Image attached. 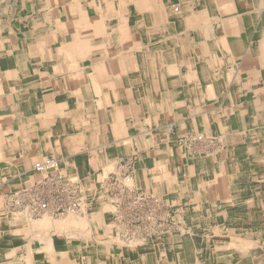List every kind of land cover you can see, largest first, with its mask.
Wrapping results in <instances>:
<instances>
[{"label": "crops", "instance_id": "0c3cea01", "mask_svg": "<svg viewBox=\"0 0 264 264\" xmlns=\"http://www.w3.org/2000/svg\"><path fill=\"white\" fill-rule=\"evenodd\" d=\"M48 156L86 175L137 157L175 215L151 246L167 264L185 238L202 259L220 229L264 239V0H0V264L31 242L6 195Z\"/></svg>", "mask_w": 264, "mask_h": 264}, {"label": "bare ground", "instance_id": "6f19581e", "mask_svg": "<svg viewBox=\"0 0 264 264\" xmlns=\"http://www.w3.org/2000/svg\"><path fill=\"white\" fill-rule=\"evenodd\" d=\"M97 132L99 131L97 130ZM74 135L76 136L77 134ZM93 142L94 141H91V144ZM54 159L64 172L68 170L65 165L66 162L64 163L60 158L54 157ZM81 162L83 164L86 162L84 165H94L96 158L93 159L92 157L86 156V159ZM116 162V159L108 157L104 163V168L100 171L95 169L90 175L81 172V164H78L79 166L73 171L71 178L81 184L83 197L82 205L79 210H70L60 219H55L52 216L53 214L51 215L49 211L35 213L37 216H40V218H34L36 215L29 209L24 210L20 214H15V221L18 226L14 230L17 236L16 245L20 247L22 241L29 238H31V242H28V249H26V251L25 249L16 248L14 251L7 253V256L17 261L18 258L24 259L26 258L25 255H27V261L31 264H167V262L170 261L169 259H171L170 254H164L163 258H159L154 255V253H151L155 250L152 249L153 247L148 249V252H143L141 250L142 247L140 243L142 240L139 239L140 236L138 237L132 234V236L135 237L129 239H127L125 235L121 237L120 226L118 223L116 224L114 220L112 222L110 217H112L113 212H116L117 206H114L111 202L113 197L108 191L106 193L100 181L105 178L108 172L120 169L119 166H116ZM34 170L35 169H33V171ZM118 172H120V170ZM64 178L69 179L70 177L64 174ZM127 181L129 183H134L133 178H129ZM89 185L93 188L91 192L94 191L95 193L94 201L93 199H89L88 196L87 187ZM97 200L98 203L96 202ZM92 201L94 203H92ZM95 204L98 206L94 207L93 205ZM83 207L85 208L83 209ZM81 210H83L84 213H82L83 211ZM7 216L9 220L14 219V217L11 218L9 215ZM4 218H6V216H4ZM0 226H2L1 223ZM101 226L105 227L106 230L101 231ZM221 230L222 229L217 230L212 236H208L206 240L204 238V244H208L212 247L213 251L208 252L207 256L203 259L201 255L202 249H197L194 244H192L190 238H185L186 250L184 253L180 254L179 263L230 264V262H232L233 264H264V239H262V237L252 234L249 235L247 233L238 236H229ZM154 231L157 232V230ZM160 232L162 231H158V238H151L149 240L154 243L153 245L156 249L159 248V242L162 241L167 243L168 240H170L168 235L161 234ZM33 240L39 243L37 248L33 247ZM0 241L6 242L4 238H1ZM165 248L159 249L164 250ZM24 252L28 253L25 254ZM216 253H220L224 257L221 263H218L219 261L216 260ZM18 254H21V256Z\"/></svg>", "mask_w": 264, "mask_h": 264}, {"label": "rangeland", "instance_id": "374dc122", "mask_svg": "<svg viewBox=\"0 0 264 264\" xmlns=\"http://www.w3.org/2000/svg\"><path fill=\"white\" fill-rule=\"evenodd\" d=\"M52 157V156H50ZM46 157L39 159L38 161H42ZM137 161L138 158L126 157L122 159L119 163V170H112L105 175V178L100 181L104 186L106 193H108L115 199L112 198V203L114 206H117L116 212L112 213L111 220L115 221V223L121 228V237L125 235L127 239L131 237H135L136 235L139 239L142 240L141 247L142 248H151L153 246V242L149 241L151 238H158L159 233L164 235H169L168 232H172V230L176 227L175 215L173 213L170 205L165 203L161 197L153 194L152 192L140 187L136 182V170H137ZM34 166V165H33ZM122 167V168H121ZM69 174H72L73 171L70 169L66 170ZM109 177H108V176ZM34 179H38L39 176L37 174L34 175ZM127 178H133L134 183H129L126 181ZM34 179L32 181H34ZM106 179V181H105ZM135 180V181H134ZM30 181L25 186H29L32 184ZM81 185V184H80ZM19 187L16 190L10 191L6 195V199L8 201V207L10 211L15 212L14 214H20L23 212L25 207H19L13 202L12 197L14 195L13 192L21 189ZM87 196V193H86ZM93 198L94 197H90ZM110 199V198H109ZM92 201V203H94ZM98 203V200L96 201ZM29 203V201H26ZM98 206V205H93ZM85 207H83L84 209ZM83 211V210H81ZM84 213V211L82 212ZM50 214V213H48ZM67 211L64 210V213L60 214H51L55 219H60L62 216H65ZM32 215V214H31ZM36 215V214H34ZM32 215V216H34ZM40 218V216H34V218ZM158 218V220H157ZM157 220V221H156ZM104 224V223H103ZM105 225V224H104ZM102 227V226H101ZM118 228L117 226H115ZM105 227L101 228V231H105ZM154 230H157L155 232ZM164 232V233H163ZM151 233V235H150ZM105 234V233H103ZM134 234L135 236H132ZM124 237V238H125ZM137 238V237H136ZM154 241V240H153ZM34 246L37 248L38 245L33 240ZM21 256V254L19 255ZM26 258H22L19 262H26ZM24 257V256H22Z\"/></svg>", "mask_w": 264, "mask_h": 264}, {"label": "built area", "instance_id": "2783aa9c", "mask_svg": "<svg viewBox=\"0 0 264 264\" xmlns=\"http://www.w3.org/2000/svg\"><path fill=\"white\" fill-rule=\"evenodd\" d=\"M191 139L199 144L207 141L201 134H192ZM58 165L54 157L50 156L42 161H36L33 169H35L34 174H37L39 178L34 179L31 185L23 186L13 192V202L19 207L31 210L33 214L46 211L51 214H60L64 213V210L67 212L79 210L83 197L81 185L71 178L72 174L64 172ZM64 174L70 178L65 179Z\"/></svg>", "mask_w": 264, "mask_h": 264}]
</instances>
